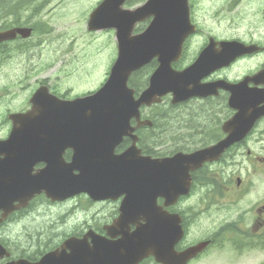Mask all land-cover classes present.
Returning a JSON list of instances; mask_svg holds the SVG:
<instances>
[{"label": "water", "instance_id": "obj_1", "mask_svg": "<svg viewBox=\"0 0 264 264\" xmlns=\"http://www.w3.org/2000/svg\"><path fill=\"white\" fill-rule=\"evenodd\" d=\"M123 1L107 0L92 13L89 23L91 29H118L119 56L105 85L93 95L68 101L57 108L49 104L37 116L18 118L20 125L15 127L2 151L6 153L5 158L0 159V208L5 217L25 206L43 189L53 199L81 191L95 199L127 193L125 213L137 214L145 207L152 214L148 224L131 235L125 234L113 246L97 243L95 249L89 250L77 243L72 250L85 253L84 260L92 264H135L149 253L155 254L159 261L186 260L193 256L195 247L180 254L173 252L183 234L180 219L160 216L151 205H155L160 195L173 196V202L176 195L187 193L191 182L189 168L215 158L232 139L192 154L178 153L162 162L142 158L139 161L145 164L144 169H140L139 162L128 160V155L112 156L122 136L133 130L130 121L133 117L139 118L142 104L159 102L167 92H173V102L194 96L201 77V74L197 77L195 63L183 71H176L171 65L179 59L183 42L193 31L186 13V0H150L136 11L122 9ZM150 14L155 18L149 28L142 34L131 35L134 22ZM155 56L160 65L151 76L149 88L136 100L133 89L128 87L129 76ZM205 63L200 62V68ZM67 145L75 148L73 162L68 165L56 158L57 152ZM8 150L13 154L8 155ZM40 157L47 166L33 174L32 165ZM174 164L181 173L178 185V172L170 168ZM76 169L79 174L73 173Z\"/></svg>", "mask_w": 264, "mask_h": 264}, {"label": "rangeland", "instance_id": "obj_2", "mask_svg": "<svg viewBox=\"0 0 264 264\" xmlns=\"http://www.w3.org/2000/svg\"><path fill=\"white\" fill-rule=\"evenodd\" d=\"M26 1L28 4L23 6V11L21 6L18 9V19L23 21L33 12L28 23L34 28L33 35L4 47L5 51L0 50V137L7 135L9 126L4 123L7 109L20 111L30 108V98L39 85L45 83L66 98L94 91L107 78L111 64L117 56L114 30H88V17L100 0ZM236 1L196 0L194 2L197 7L195 15H198L205 26L204 35L235 39L234 37L241 30L240 33L243 34L241 36L249 38L255 28L264 27L263 24L260 27L255 26L258 19L264 21V1L244 0L245 6L237 5ZM222 8L225 11L219 13ZM3 15L1 12V16ZM259 33L262 40L264 30ZM194 55L195 39H191L185 57L190 59ZM249 65L252 64L245 61L234 70L239 67L248 68ZM195 105V102L187 104L186 110L177 106L174 108L176 112H171L170 107L160 109H165L172 115L164 121L168 127L165 150L195 147V128L201 125L209 127L205 122L195 121ZM252 150H259L258 153L264 155V148ZM233 165L234 163L230 161L225 166V175L231 173L230 167ZM243 165H246V162L244 157L239 155L235 166L237 168ZM260 169H264V163ZM237 175L238 172L235 176ZM253 178L257 183L248 194L239 197L226 195L217 204L210 200L205 202V211L195 214V217L201 215L199 220L195 222V217L193 221L189 218V241L214 231L226 220L237 219L240 213H243L240 219L247 222L246 211L254 203L258 204L264 199L262 196L264 178L257 179L255 173ZM231 182L228 186H231ZM253 194H255L254 198ZM197 197L200 198L201 194ZM192 201L193 198H190L184 204L191 205ZM87 203L89 202L83 196H78L75 201L61 204H53L50 200L39 198L24 213L16 215L0 229L1 241L13 250L15 255L24 252L31 254L39 247L53 244L54 240L61 236V230L72 232L79 222L87 220L89 223L99 225L102 220V215L96 213L99 205L88 206ZM111 205L112 203L108 204L109 207H112ZM36 232L47 233L48 236L39 244L35 236ZM53 232L56 234L54 235ZM224 248L231 251V247L227 244H224ZM260 248L262 247H258L255 251L250 250L242 256L245 264H252V261L253 264H257L264 258V249ZM217 250L218 247L210 252L208 260H199L192 264H200L203 261L206 262L201 264H227L228 253L224 249ZM235 264L242 263L237 261Z\"/></svg>", "mask_w": 264, "mask_h": 264}, {"label": "flooded vegetation", "instance_id": "obj_3", "mask_svg": "<svg viewBox=\"0 0 264 264\" xmlns=\"http://www.w3.org/2000/svg\"><path fill=\"white\" fill-rule=\"evenodd\" d=\"M260 1V0H257ZM264 1V0H261ZM237 5L240 4L242 6H245L244 0H237ZM197 11V7H195V12ZM224 12L225 9H221L220 12ZM263 14H264V7H263ZM259 15V14H257ZM193 22L195 23V60L198 58L200 52L205 47V45L210 41V39L213 37L216 40H222L223 37H218L216 35H204V25L199 20L198 15H194ZM261 24L264 25V21H260L258 19V22H256V27H260ZM264 30V27L255 28L254 32L250 35L249 38L242 37L239 31L238 35L234 38L236 40H239L247 45H254L256 44V51L250 54H246L244 56H241L238 60H236L234 63H232L230 66L226 68L219 69L217 71H214L212 74H210L207 78L203 79V82H214L217 80H226L229 83H238L239 81L243 80L244 78H253L250 83L247 85L249 88L256 87L264 89V38L261 40L260 37V31ZM227 38V37H226ZM249 62L252 65H249V67H239L238 69L234 70L235 67L240 66L242 62ZM255 74H259L258 76H254ZM231 97V92L228 90H224L221 88H218V92L216 95H209L206 97L201 98H195V115L197 122H205L206 125L209 127H205V125L198 126V128H195V132L197 133V137L195 138V141L197 142L198 147H203L209 145L212 141V138L204 139L207 135L212 133V130L215 129L217 126L221 128V132L223 133V136L219 135V138H223L225 136L224 132L222 131V123L225 120L230 119L234 113L236 112L235 109L231 108L229 104V100ZM264 102L259 103V106H263ZM208 132V133H207ZM132 143V139L124 140L121 145H119L116 148V152L119 153L123 150H125L130 144ZM139 146L141 147L140 143ZM264 148V116L258 118L249 133L238 142H235L225 153L226 157L229 159L228 163L232 161L234 165L230 167V178L232 179L231 186H220L219 183L214 186L213 183L207 185H204L200 178H203L208 172H211V174H217V168L220 166V162H213V163H205L200 169L197 170V173H193L195 184L197 180H199V186H195L192 190V193L185 199H182L180 202H178L175 206H170L168 208L171 212H179L183 216L184 220V226L186 228V236L188 237V219L191 218L193 221V217H195V214L198 212H204L205 211V202L212 201L215 204H217L219 201L224 199L226 195H231V192L237 193V195L242 196L244 194H248L250 191L254 189L256 186L257 181L253 178V173H255V177L259 179L257 175V171H260L261 165L264 163V155H260L258 153L259 150L253 151L252 149H259ZM142 149V147H141ZM145 152H144V150ZM142 151L144 154H153L148 153L145 148H143ZM151 149V148H150ZM242 149H244L242 151ZM244 161L246 162V165L237 167L235 166L236 158L239 155H245ZM64 158L66 161L71 160L72 156V150L67 149L64 152ZM155 156V155H154ZM249 159L251 160L249 162ZM242 170V172H241ZM264 170V169H262ZM253 173H250V172ZM236 172L240 173L241 175H238L236 184L234 186V175ZM244 175H243V174ZM248 184V187H245V185ZM197 185V184H196ZM222 185V184H220ZM197 187V188H196ZM201 197H197V195H200ZM253 198L255 197V194L252 195ZM264 196V194L262 195ZM190 198H193V201L191 205H185L184 202L188 201ZM75 199L66 200L64 202H54L53 204H61L70 202ZM46 201H49L46 199ZM120 199L116 200L115 202L104 200L98 203H91V205H99L98 210L96 211L97 215H102V220L100 221L99 225H95L92 223H89L87 220H84L82 222H79V225L73 229L72 232H65L63 230L60 231L61 236L58 237V239L51 245H47L44 247H39L34 251V253L27 254V253H19L15 256L12 255L9 259H18V258H25L27 260H30L34 263H39L43 256L51 251L59 248L61 244L70 236H83L84 233H86L89 229L94 230L96 233L100 235H108L109 232L115 233L118 230L117 229H110V226L112 225L113 221L117 219L120 215ZM162 202V200H161ZM112 203V207H109L108 204ZM18 213H24V210H20ZM16 214V213H15ZM243 213H240L237 216V219L234 220H226L221 226L217 227L214 232H216L214 235H210L207 239H211L212 242L210 243L212 246L218 244L217 240L221 237L224 238L225 235H227L230 231H235L239 233L241 236H249V238H253V235H259L262 230H264V199L258 204H253L249 209L246 211V219L241 220L240 217ZM201 215H196L195 222L199 220ZM12 220V218H11ZM134 227V226H132ZM76 228H79V230H75ZM213 232V233H214ZM53 234L55 235L56 232ZM185 236V237H186ZM187 238L177 246V249L182 250L186 248L189 245H192L194 243H191L190 241L186 242ZM42 241H39V244ZM211 246V247H212ZM210 249V248H209ZM206 252L203 251L200 254H198L196 257L190 259L187 264H191L192 262H197L199 260L205 259L203 257V254ZM8 261V259H2L0 260V264H5ZM139 264H162L159 262H156L152 257L146 258Z\"/></svg>", "mask_w": 264, "mask_h": 264}, {"label": "trees", "instance_id": "obj_4", "mask_svg": "<svg viewBox=\"0 0 264 264\" xmlns=\"http://www.w3.org/2000/svg\"><path fill=\"white\" fill-rule=\"evenodd\" d=\"M145 72H146V69L137 73L135 77L133 76L130 80V84H132L136 88H140L143 85V83L141 82L139 83V80L143 78V75L145 74ZM156 108H158L159 111L155 113L156 118L154 119V126L151 129L145 130V132H143L144 134L143 142L145 145V149L147 150L148 153H152L153 151L152 148L151 149L148 148L149 145L166 143L167 138H168V127L166 126V123L164 121H167L169 117L172 116L170 113L167 112V110L165 111H162L163 109L160 110L161 107L159 105L156 106ZM174 108L175 107H172L170 111L176 112L177 110H175ZM182 109L186 110L187 107H184ZM194 117H195V121H197L196 120L197 116L195 115ZM35 236H36V239H38V241H42V239H45L48 235L47 233L44 234L43 232H38V233L36 232Z\"/></svg>", "mask_w": 264, "mask_h": 264}]
</instances>
